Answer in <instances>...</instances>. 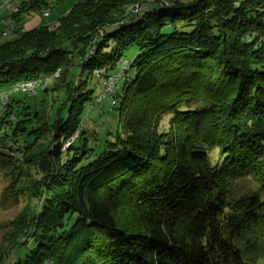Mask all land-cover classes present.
<instances>
[{
    "label": "trees",
    "instance_id": "1",
    "mask_svg": "<svg viewBox=\"0 0 264 264\" xmlns=\"http://www.w3.org/2000/svg\"><path fill=\"white\" fill-rule=\"evenodd\" d=\"M49 1L23 2L12 18L21 24ZM131 47L137 54L126 72L135 76L117 92L113 141L90 159L86 151L76 157L73 145L63 151L83 133L81 117L93 101L89 82L97 71L105 79ZM49 78L45 95L59 79L65 90L44 159L27 155L45 117L28 119L11 103L4 108L0 173L20 161L3 150L4 141L22 137L23 162L37 176L47 171L32 200L42 192L52 199L28 212L18 246L1 264H255L264 257V201L259 194L230 198V185L245 177L264 192V0L78 2L55 25L0 43V90ZM200 94L221 97L213 165L196 128L204 109L192 121L183 110V131L172 146L156 141L155 118L175 116L181 110L170 107L182 95ZM128 205L130 218L119 220ZM25 237L33 246L21 244Z\"/></svg>",
    "mask_w": 264,
    "mask_h": 264
},
{
    "label": "rangeland",
    "instance_id": "2",
    "mask_svg": "<svg viewBox=\"0 0 264 264\" xmlns=\"http://www.w3.org/2000/svg\"><path fill=\"white\" fill-rule=\"evenodd\" d=\"M84 0H51L49 1L52 5L50 9V16L47 19L42 18L43 12L46 10L25 15L23 17L21 27L25 29H33L42 26H53L57 23L58 19L64 16L69 9L76 3ZM140 8L135 7L132 11H138ZM7 14L2 13L1 18H5ZM116 27H107L105 31L107 33L112 32ZM1 43V42H0ZM137 54V48L131 47L127 49L123 54V59L108 73L109 75L121 74V78L118 82V93H121V87L125 82L131 81L135 72L129 70L126 72V68L129 63ZM75 70L74 73H77ZM209 73H212L209 71ZM100 77H94L88 84V89L92 91L93 101L91 104L86 105L82 115V135L72 144L73 150L77 151L76 157H79L83 152L86 151L85 157L90 159L89 154L99 155L104 151V146L107 142L113 141L114 135L120 127L119 114L117 107L111 106L109 95H105L104 99L100 102H96L97 97H100L103 93L104 87V73ZM58 78V77H54ZM62 78V76H61ZM59 83L55 86L54 92L48 93L43 90H38L34 96H28L26 93L11 89L8 93L7 103H11L14 110L19 111L20 114H29L28 119L35 113L42 114L45 119L40 122L42 125L41 132L39 133L38 139L35 141L32 150L27 156H31L32 160L44 159L43 151L48 145V139L50 137V124L54 123L57 113L58 104L63 101L65 88L63 82L59 79ZM53 84L52 79H48L47 87ZM220 90L223 88H219ZM7 92L8 90H1ZM77 92H80L78 89ZM202 95L189 97L190 99H183V95L177 101L174 106L170 109H174L177 106L181 112H177L173 116L172 111H168L163 115L155 118L154 123H160L159 132L160 137L156 138L158 144L166 147H170L175 142L176 136L183 131V117L185 114L183 110L189 111L185 119L191 121L194 119L196 113L204 109V112L199 120L196 122V128L202 127V131L199 132L201 137L205 139L203 144H200L201 148L207 149L209 163L215 164L219 159V149L217 148V132L219 131V120L218 117V101L221 97ZM68 105V104H67ZM13 110L15 114L16 111ZM16 115V114H15ZM14 115V116H15ZM192 115V116H191ZM65 116V112L62 114ZM16 119V117H15ZM196 119V118H195ZM5 109L0 105V136L4 132H8L6 124H1L3 121H7ZM158 124H156L158 126ZM30 127L34 128L35 124ZM156 128V127H154ZM156 131V130H154ZM80 135V134H79ZM25 140L22 137H18L15 142V148L12 151L13 157L19 159L17 167L15 162L13 166L4 168L0 173V264L1 258L8 257L11 250L18 246L16 244L17 239L23 235V230L26 227V219L29 211L39 210V204L41 201H50L52 196L50 193H41L38 201H34L33 193L37 192L36 188L41 186L42 176L47 173L46 170H42V175L37 176L34 173L33 164L23 162L22 153L19 150L24 145ZM71 147V146H70ZM69 147V148H70ZM48 163L43 164L46 167ZM259 183L253 177H245L233 182L230 185V198L238 199L240 197L249 196L252 194H259L262 201H264V192H260ZM47 194V195H46ZM45 195V197H44ZM43 198V200H42ZM133 205H128L122 208L117 215V218L121 221H127L130 211H132ZM35 209V210H36ZM22 245H31L28 237H25L21 242ZM255 264H264V257L259 258Z\"/></svg>",
    "mask_w": 264,
    "mask_h": 264
},
{
    "label": "built area",
    "instance_id": "3",
    "mask_svg": "<svg viewBox=\"0 0 264 264\" xmlns=\"http://www.w3.org/2000/svg\"><path fill=\"white\" fill-rule=\"evenodd\" d=\"M28 0H0V15L2 13L7 14L5 18L0 17V42L13 39L27 32L24 27H21V24L17 23L12 16L18 12L21 7V3L26 2ZM52 5L49 4L46 7V10L42 14V18L47 19L50 16V9ZM127 70V68H126ZM101 71H97L96 75L100 77ZM54 77H58V72L54 74ZM121 78V74L117 75H107L103 82V93L100 97H97L95 100L97 103L104 99L105 95H109V99L111 101V106H115L117 104V92H118V82ZM48 79L44 80H33V81H23L18 83L12 89L16 91H20L26 93L28 96H34L37 94L38 90H44L47 87ZM11 90V89H10ZM2 92L0 90V105L5 108L10 103H7L8 93L10 92ZM15 116L12 115L10 117V121L12 123L15 122ZM79 133H76L72 137H70L63 146V151L69 149L70 146L78 139ZM15 148V141L12 138L6 139L3 143V150L8 153H13L12 151ZM18 151V150H17Z\"/></svg>",
    "mask_w": 264,
    "mask_h": 264
},
{
    "label": "crops",
    "instance_id": "4",
    "mask_svg": "<svg viewBox=\"0 0 264 264\" xmlns=\"http://www.w3.org/2000/svg\"><path fill=\"white\" fill-rule=\"evenodd\" d=\"M26 30H28V29L26 28Z\"/></svg>",
    "mask_w": 264,
    "mask_h": 264
},
{
    "label": "water",
    "instance_id": "5",
    "mask_svg": "<svg viewBox=\"0 0 264 264\" xmlns=\"http://www.w3.org/2000/svg\"><path fill=\"white\" fill-rule=\"evenodd\" d=\"M138 8H140V7H138Z\"/></svg>",
    "mask_w": 264,
    "mask_h": 264
}]
</instances>
